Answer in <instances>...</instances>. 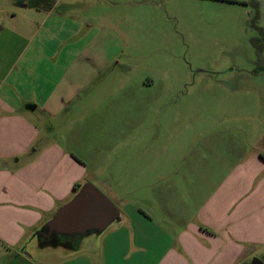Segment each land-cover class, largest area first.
I'll return each mask as SVG.
<instances>
[{"label":"rangeland","instance_id":"obj_1","mask_svg":"<svg viewBox=\"0 0 264 264\" xmlns=\"http://www.w3.org/2000/svg\"><path fill=\"white\" fill-rule=\"evenodd\" d=\"M54 3L56 12L88 24L97 49L101 38L119 50L58 117L28 114L41 134L27 159L63 132L61 143L72 140L88 161L79 184L93 183L127 218L105 233L95 255L82 251L60 264H156L180 250L171 238L182 225L155 212L146 201L160 186L145 184L182 178L189 163L203 161L219 181L246 153L264 148V0H0V82L8 84L26 44L46 37ZM151 149L157 168H128ZM141 207L154 214L142 228ZM12 250L0 241V264H27L12 259Z\"/></svg>","mask_w":264,"mask_h":264},{"label":"crops","instance_id":"obj_2","mask_svg":"<svg viewBox=\"0 0 264 264\" xmlns=\"http://www.w3.org/2000/svg\"><path fill=\"white\" fill-rule=\"evenodd\" d=\"M55 4L47 8L46 37L32 47L26 44L7 72L8 84L0 82V241L14 253L32 228L72 196L86 173L80 172L81 165H88L81 152L70 146L72 140L67 146L61 143L63 132L55 143L42 146L38 155L27 159L41 134L27 121L28 114L41 110L58 117L109 67L119 50L106 49L101 38L97 49L88 24L56 12ZM139 152L130 167L127 163L122 168L158 167L154 162L158 150ZM202 165L189 163L182 178L145 184L160 186L146 201L155 212L173 215L175 223L182 225L171 238L180 250L168 251L156 264H251L255 258L264 263V148L246 153L219 181L213 178V168L204 161ZM128 180L120 178L119 183ZM139 211L140 228L145 220L154 223L153 212L142 207ZM12 259L30 264L22 257Z\"/></svg>","mask_w":264,"mask_h":264},{"label":"water","instance_id":"obj_3","mask_svg":"<svg viewBox=\"0 0 264 264\" xmlns=\"http://www.w3.org/2000/svg\"><path fill=\"white\" fill-rule=\"evenodd\" d=\"M125 220L126 215L113 201L93 183L84 181L29 231L13 258L22 257L30 264H60L82 251L95 255L105 233ZM251 264L264 263L255 258Z\"/></svg>","mask_w":264,"mask_h":264},{"label":"trees","instance_id":"obj_4","mask_svg":"<svg viewBox=\"0 0 264 264\" xmlns=\"http://www.w3.org/2000/svg\"><path fill=\"white\" fill-rule=\"evenodd\" d=\"M33 106H34V105H33ZM79 185H80L79 183L76 184V185H75V189H77V188L79 187Z\"/></svg>","mask_w":264,"mask_h":264}]
</instances>
